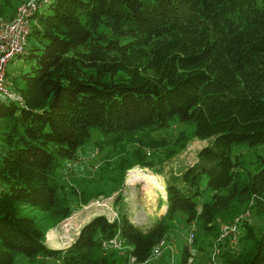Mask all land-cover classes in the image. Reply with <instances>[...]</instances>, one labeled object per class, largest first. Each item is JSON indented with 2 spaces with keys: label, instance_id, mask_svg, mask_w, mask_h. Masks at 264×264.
Here are the masks:
<instances>
[{
  "label": "trees",
  "instance_id": "trees-1",
  "mask_svg": "<svg viewBox=\"0 0 264 264\" xmlns=\"http://www.w3.org/2000/svg\"><path fill=\"white\" fill-rule=\"evenodd\" d=\"M41 1L18 55L30 67L6 68L22 100L0 99V264H17L22 253L56 264H145L176 211L213 238L249 204L264 221V156L248 161L242 152L264 147V0ZM18 3L0 0V15L12 17ZM174 120L185 126L164 159L189 139L207 143L183 169H157L166 209L139 224L119 204L112 221L96 214L71 244L48 247L45 232L71 211L58 173L86 162L91 132L97 149L118 150L105 155L101 173L114 174L102 187L72 188L83 203L116 190L133 162L153 167L147 154L165 143L152 132ZM25 203L42 212H21ZM241 226L242 248L221 252V264H264V228L257 233L248 219ZM118 236L124 254L104 255L102 240Z\"/></svg>",
  "mask_w": 264,
  "mask_h": 264
},
{
  "label": "rangeland",
  "instance_id": "rangeland-1",
  "mask_svg": "<svg viewBox=\"0 0 264 264\" xmlns=\"http://www.w3.org/2000/svg\"><path fill=\"white\" fill-rule=\"evenodd\" d=\"M26 1L27 0H18L19 3L17 6ZM38 8L34 9L33 13L38 11ZM8 17V12L0 15V19L3 20ZM30 64L31 61L27 62L24 57L17 56L12 61H9L6 68L12 74L20 69L23 71L28 70ZM184 126V123H179L174 120L171 121L166 128L161 127L155 129L152 134L162 137L165 145L161 148L155 149L154 152L150 150V153L149 148H146V152L149 153L147 154V158L149 156L148 160L152 161L153 167H151L150 164L141 165L137 162H133L125 170V173L122 175L123 182L116 190L108 191L105 195H99V198L93 197L89 199L88 202L83 203V201L78 200L79 192L71 191L72 188L75 187L76 189H79L87 186L88 189L95 191L96 188L102 187L105 176L108 177L109 175L114 174V171L109 169V167L107 168V171H103L105 174L101 173L102 162L107 159L105 155L107 154L108 158L113 159L118 150V147L113 149L109 146L97 149L94 144L96 136L91 132L90 141L81 149L83 156H85L83 160H86V162H77V164H73L74 166L71 165L70 169L67 167L68 169H61L58 173V179H60L59 183L63 184V192L69 196V206H71V211L67 216L62 217V219L50 226L47 232H45V243L48 247L62 249L68 244H71L75 240L78 230L88 223L90 218L96 214H104L106 218L112 221L117 215V207L119 204L123 205L124 211L127 213L129 219H132V221H136L139 224H144V222L147 221V214L152 217L155 214H158V212L161 211L159 201L162 199V196L165 197V194L161 192V189L157 188V185L163 183L165 186V176L160 174L157 169L160 168L164 170V172H168L170 169L174 171L183 169L184 166L192 164L195 161L196 152L201 145L207 143V140L205 139H189L186 141V147L183 151L164 159L161 152H165L167 144H169L171 140H173L176 135L184 129ZM132 147L133 145L128 143L125 148L131 149ZM257 150L258 152H252V150L250 151L246 149L242 150L246 155L243 158L251 161L256 153L264 156L263 146H258ZM245 166L248 168V165L245 164ZM249 167L251 170L253 165ZM136 170L155 176V181L144 182L134 180V182H129L128 177L130 173ZM205 182V175H203L200 186L205 184ZM209 197V195L204 194L201 201H204V199L207 200ZM198 198H196L195 201L199 203V207L201 201L199 202ZM250 205L251 204H249L248 207L241 208L235 216L228 219L227 222L219 225V230L214 238L206 237L202 230L197 228V225L193 220H187L181 212L176 211L173 214L174 217L169 222L168 232L161 239L162 241L160 240L161 242L156 243L152 248V254L145 264H181L180 254L185 246L189 251L187 253V264H207L213 258L215 259V257L219 260L222 256L221 252L224 251L229 252L230 254H236L242 248L239 238L242 233L241 224L243 220L248 219V222L257 233L264 228L262 217L253 214ZM21 208V212L28 214L29 216H37L42 212L41 209L36 207L33 208L29 206L28 203L22 205ZM233 221L236 222L237 227H239V231L236 235L223 229L224 225ZM49 234L53 235V239L49 238ZM107 239L108 238H104L100 244L101 252L104 253V255L108 254V256L111 257L112 255L113 258H116L118 255L124 254L125 249L128 248L123 242L119 241L118 243H113L112 246L109 244L112 243L111 241L106 242ZM157 246H159V253L155 254L154 248ZM129 260L130 261H128L127 264H139L134 260L132 262L131 259ZM14 262L17 264H56L57 261L52 256L44 257L43 255H39L35 260L30 261L28 256L22 253L15 256Z\"/></svg>",
  "mask_w": 264,
  "mask_h": 264
},
{
  "label": "built area",
  "instance_id": "built-area-1",
  "mask_svg": "<svg viewBox=\"0 0 264 264\" xmlns=\"http://www.w3.org/2000/svg\"><path fill=\"white\" fill-rule=\"evenodd\" d=\"M42 3L41 0H27L25 3H20L21 5L19 4L17 6L12 17L4 20L0 19V99L22 100L20 95L12 91L8 85L9 80L7 79L6 67L9 61H12L16 56L24 53L26 50V36L30 32L32 13ZM223 229L231 232L233 235H236L239 231V227H237V223L234 221L224 225ZM109 241L112 242L109 243L111 245L118 243V241L124 242L119 236L110 237L106 240V242ZM154 253H159V246L154 248ZM132 261L133 258L131 259ZM207 264H221V262L215 257V259L213 258Z\"/></svg>",
  "mask_w": 264,
  "mask_h": 264
},
{
  "label": "bare ground",
  "instance_id": "bare-ground-1",
  "mask_svg": "<svg viewBox=\"0 0 264 264\" xmlns=\"http://www.w3.org/2000/svg\"><path fill=\"white\" fill-rule=\"evenodd\" d=\"M156 177L151 175V174H145L144 172H141V171H132L128 177V181L129 182H134V180H137V181H144V182H148V181H155ZM157 188L158 189H161V192L163 194H165L164 198L166 199V193H165V188H164V185L163 183H160L157 185ZM166 209V206L164 207V210ZM53 235L52 234H49V238L50 239H53L52 238Z\"/></svg>",
  "mask_w": 264,
  "mask_h": 264
},
{
  "label": "crops",
  "instance_id": "crops-1",
  "mask_svg": "<svg viewBox=\"0 0 264 264\" xmlns=\"http://www.w3.org/2000/svg\"><path fill=\"white\" fill-rule=\"evenodd\" d=\"M194 160V159H193ZM162 199L159 201L160 205H161V211L164 209V207L166 206V202H165V198L162 196Z\"/></svg>",
  "mask_w": 264,
  "mask_h": 264
}]
</instances>
